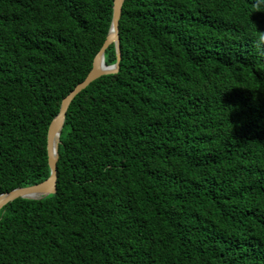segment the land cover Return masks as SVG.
I'll return each mask as SVG.
<instances>
[{"label": "trees", "instance_id": "trees-1", "mask_svg": "<svg viewBox=\"0 0 264 264\" xmlns=\"http://www.w3.org/2000/svg\"><path fill=\"white\" fill-rule=\"evenodd\" d=\"M113 3L0 0V194L49 177ZM258 31L264 0H125L120 69L71 103L57 192L0 210V264H264Z\"/></svg>", "mask_w": 264, "mask_h": 264}, {"label": "water", "instance_id": "water-1", "mask_svg": "<svg viewBox=\"0 0 264 264\" xmlns=\"http://www.w3.org/2000/svg\"><path fill=\"white\" fill-rule=\"evenodd\" d=\"M124 2L125 0H114L111 27L103 45L94 58L90 72L82 82L78 83L69 94L62 99L59 111L49 125L47 132V153L50 168L49 177L40 183L26 187H18L0 194V210L19 198L42 199L57 192L59 146L61 144V135L65 126L67 111L71 103L76 96L86 89L93 81L105 75L116 74L120 69V61L122 58L120 19ZM112 44L115 46L117 61L113 65H107L105 63V53Z\"/></svg>", "mask_w": 264, "mask_h": 264}, {"label": "clouds", "instance_id": "clouds-1", "mask_svg": "<svg viewBox=\"0 0 264 264\" xmlns=\"http://www.w3.org/2000/svg\"><path fill=\"white\" fill-rule=\"evenodd\" d=\"M258 32H259V40L264 41V31H258Z\"/></svg>", "mask_w": 264, "mask_h": 264}]
</instances>
